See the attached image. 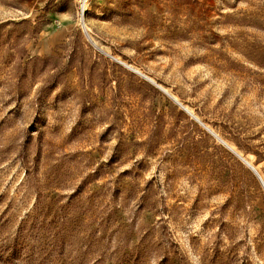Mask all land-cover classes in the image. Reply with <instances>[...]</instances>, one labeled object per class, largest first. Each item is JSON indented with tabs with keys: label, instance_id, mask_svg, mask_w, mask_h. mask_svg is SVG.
Listing matches in <instances>:
<instances>
[{
	"label": "rangeland",
	"instance_id": "374dc122",
	"mask_svg": "<svg viewBox=\"0 0 264 264\" xmlns=\"http://www.w3.org/2000/svg\"><path fill=\"white\" fill-rule=\"evenodd\" d=\"M264 0H0V264H264Z\"/></svg>",
	"mask_w": 264,
	"mask_h": 264
},
{
	"label": "water",
	"instance_id": "95a60500",
	"mask_svg": "<svg viewBox=\"0 0 264 264\" xmlns=\"http://www.w3.org/2000/svg\"><path fill=\"white\" fill-rule=\"evenodd\" d=\"M241 159L248 165V167L255 173V175L257 176V178L259 179L260 183L262 184L263 188H264V181L262 180L261 176L259 175V173L256 171V169L253 167L252 164H250L248 161H246L244 158L241 157Z\"/></svg>",
	"mask_w": 264,
	"mask_h": 264
},
{
	"label": "trees",
	"instance_id": "16d2710c",
	"mask_svg": "<svg viewBox=\"0 0 264 264\" xmlns=\"http://www.w3.org/2000/svg\"><path fill=\"white\" fill-rule=\"evenodd\" d=\"M260 159H264V158H258V160H260Z\"/></svg>",
	"mask_w": 264,
	"mask_h": 264
}]
</instances>
